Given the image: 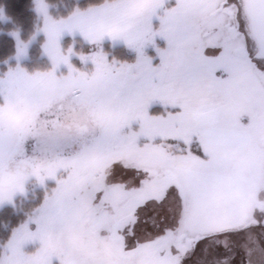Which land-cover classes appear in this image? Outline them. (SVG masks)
<instances>
[{
    "label": "snow or ice",
    "instance_id": "1",
    "mask_svg": "<svg viewBox=\"0 0 264 264\" xmlns=\"http://www.w3.org/2000/svg\"><path fill=\"white\" fill-rule=\"evenodd\" d=\"M34 3L51 68L0 77V207L33 201L0 264H264V0Z\"/></svg>",
    "mask_w": 264,
    "mask_h": 264
},
{
    "label": "trees",
    "instance_id": "2",
    "mask_svg": "<svg viewBox=\"0 0 264 264\" xmlns=\"http://www.w3.org/2000/svg\"><path fill=\"white\" fill-rule=\"evenodd\" d=\"M95 0H46L49 13L54 19L69 15L75 8L86 7ZM0 14L4 21H0V70L6 71L7 64L16 53V39L11 33H18L20 40L29 41L39 25V17L35 10L34 0H0ZM69 39H65L64 43ZM79 41V39H75ZM42 37L39 36L29 49V59L22 62V66L29 72L44 71L50 67L49 62L41 57ZM89 50V47H86ZM6 64V66H5ZM39 193V190L36 191ZM31 198L21 199L15 207L6 206L0 210V239L6 238L12 228L24 220V212L32 206Z\"/></svg>",
    "mask_w": 264,
    "mask_h": 264
},
{
    "label": "rangeland",
    "instance_id": "3",
    "mask_svg": "<svg viewBox=\"0 0 264 264\" xmlns=\"http://www.w3.org/2000/svg\"><path fill=\"white\" fill-rule=\"evenodd\" d=\"M37 15L39 17V25L37 27V30H38L42 26V17L38 13H37ZM49 15H50V13H49ZM0 21H4V19H3V17H2L1 14H0ZM37 30H36L35 34L33 35V36H35V39H33V37H32V39L29 40V41H26V42L23 41V42L29 44L28 51H27V55L25 57H22L19 60H17L16 59V53H15V55H14V57L12 59L14 61V63L11 64V65H8L7 64V69L4 72H1V70H0V77H2L5 73H7V71L10 68L11 69H15L17 67V65H19L20 67H22V68L25 69V67L22 66V62H24V61H26V60L29 59V49H30L32 43L34 41H36L37 38H39V36L42 37V43L41 44H43L44 39H45L43 33H38ZM76 36L77 35L72 36V35L65 34L63 36V38H62V41H61L62 48L64 50H67L71 46L75 52H77V53H83V54H89L90 52L97 50L94 45H90L87 41L81 40V39L77 38ZM67 38L69 40L64 43L65 39H67ZM75 39H79V41H75ZM157 43H158V45L160 47H164L163 41H159L158 40ZM86 47H89V50ZM100 47L103 49V51L105 53L108 54L109 59H111L112 57H115L118 60H122V61L123 60H126L128 62H133L135 60V53L132 52V51H130L129 49H127L126 46H124L122 42H115L114 43L110 39L105 38V40L101 43ZM145 52L149 56H153V57L156 56V53H155L154 49L151 46L147 47L145 49ZM41 57H44L49 62L50 67L47 69V70H49L51 68V62H50L49 58L43 53V51H42V45H41ZM70 62L77 69H79L80 71L91 72L93 70V68H94V66L91 65V63H88V64L82 63L79 60L78 56L71 57ZM5 66H6V64H5ZM47 70H44V71H47ZM27 72H29V71H27ZM33 72H36V71H33ZM33 72H29V73L31 74ZM61 74H64V75L67 74V67L66 66H61L60 69L58 70L57 75H61ZM28 187H29V189L31 191L32 190L31 182L29 183ZM37 190H39V189H35V191H37ZM21 199L22 198H19L18 197L17 200H16V202H18V200H21ZM6 206H12V205H7L6 204V205L0 207V210L2 208L6 207ZM38 246H39L38 245V242L37 243L28 244V245L25 246V251L26 252H29V253L34 252Z\"/></svg>",
    "mask_w": 264,
    "mask_h": 264
},
{
    "label": "crops",
    "instance_id": "4",
    "mask_svg": "<svg viewBox=\"0 0 264 264\" xmlns=\"http://www.w3.org/2000/svg\"><path fill=\"white\" fill-rule=\"evenodd\" d=\"M75 35H77V36H76L77 38H79V39H81V40H84V39H83V37H82V36H80L78 33H77V34H75Z\"/></svg>",
    "mask_w": 264,
    "mask_h": 264
}]
</instances>
